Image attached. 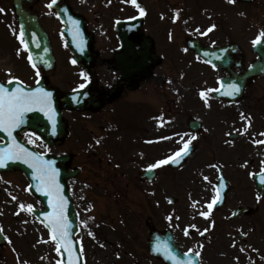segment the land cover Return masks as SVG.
I'll return each mask as SVG.
<instances>
[{"label": "flooded vegetation", "instance_id": "af4514ba", "mask_svg": "<svg viewBox=\"0 0 264 264\" xmlns=\"http://www.w3.org/2000/svg\"><path fill=\"white\" fill-rule=\"evenodd\" d=\"M51 2L52 0H18L22 10V25L25 26L28 34L29 49L48 48L56 67L52 70L39 68L40 75L37 76L36 70L32 68L27 58L29 50L24 51L17 37L12 33L13 28L18 32L20 26L14 0H0V8L5 10L0 13V82L4 84L8 82L9 76L6 70L11 69V75L18 77V81L26 82L27 85H33L39 77L61 91L78 89L81 84H85L89 108L85 111H62L67 132L60 145L51 148L56 154H59L60 148L77 141L76 125L86 130L83 138L85 144L100 145L104 138L102 124L107 109L114 108L120 119L129 120L130 113L134 109L138 110L141 103L150 108L155 101L154 95L149 94L147 86L153 92L155 87L149 85V81L155 77L157 65L185 64L192 68L197 66L210 68L214 70L213 73L201 75L206 79L199 82V88L193 85V91L199 93L203 89L216 88L219 79L228 74L224 70L217 71L211 68L205 58L200 57V48L216 49L209 59L217 64L232 67L236 62L235 44L239 43L236 41L237 29L242 31L247 27L241 23L237 26L238 14L247 15L249 5L258 2L264 24V0H252L250 3L236 1L234 4L228 3L227 0H137L146 9L144 16H140L138 9L125 0H110V2L109 0H56V3L48 8L47 5ZM177 11L180 14L179 19L173 22ZM162 14L163 18H161ZM129 22L133 23L127 25ZM212 24H215L216 28L206 36L195 31L199 28L204 32ZM32 32L38 37L39 47L31 43ZM238 34L242 38L240 46L242 45L243 62L251 61L253 55L246 47L251 32ZM243 42H247L245 46ZM220 48L227 51H221ZM17 49H21L19 56ZM216 56H221L222 59H216ZM73 60L76 62L73 63ZM131 64H137L133 69L137 74L142 72V79L135 88L123 86L124 81H129L130 68L122 66ZM81 73L86 74L88 79L85 80ZM141 87L144 94L139 93ZM112 88L116 89L117 97L107 98L104 93ZM92 107L96 108L92 109ZM239 109L248 112L252 110L255 114L252 119L254 123H259L264 115V107L257 105L241 106ZM228 111L233 114L232 110ZM203 115L198 99L185 100V105L178 114L183 119V125L178 126V129H182L173 133V128L169 127L165 132V137H170L165 139L167 146L176 139L182 147L180 137L184 136L187 139L188 136L185 134L198 137L192 143L194 152L183 168L192 157H199L203 131H194L188 124L192 119L203 121ZM83 120L86 121V126ZM227 122L234 125L232 118ZM236 134L237 139L242 136L239 132ZM22 137L25 140L37 139L42 147H47L37 135L26 133ZM63 151L72 153L71 167L82 166L77 164L74 152L67 149ZM231 156H223L226 165L215 164L213 176L208 179L205 191L172 183L170 178L175 175L173 172L181 170L182 167L166 170L165 178L161 183L167 191L171 190L176 194L171 197L173 202L168 203L165 209L167 228L174 233L182 251L189 252V249H193L200 252L199 264H264V192H260L264 190L257 187L253 179L254 175L262 172V167L261 165L255 167L257 165L255 164L248 169L236 170L235 172L240 174V183L235 187L234 176H231V172L226 169L231 166L227 163ZM254 161L253 158L247 159L246 164L250 165ZM147 165L150 164L139 167L137 177L139 183L145 184L144 187H148L149 193L154 194L160 178L147 182L142 176ZM83 171L82 169L81 174ZM219 172L227 178L229 189L222 204L216 203L210 217L205 219L199 215V212L207 211V203L216 196L214 185ZM160 190L164 191V189ZM195 202L198 203L193 207ZM237 206H244L245 209L236 214ZM169 215L173 217L171 221L167 219ZM185 222L189 225L183 226ZM193 224L196 225L195 229L189 227ZM186 227H189L187 236L184 235ZM150 228L153 227L150 225ZM205 229L208 231L201 235L200 233ZM242 248L244 251H241Z\"/></svg>", "mask_w": 264, "mask_h": 264}, {"label": "rangeland", "instance_id": "374dc122", "mask_svg": "<svg viewBox=\"0 0 264 264\" xmlns=\"http://www.w3.org/2000/svg\"><path fill=\"white\" fill-rule=\"evenodd\" d=\"M258 4V2L253 3L250 7L251 20L261 25L263 15L254 14V11L259 9ZM249 17L247 22H250ZM243 21L248 27L242 31L237 29L236 41H239V44H242V38L238 33L255 30L249 27L252 25L246 22V18L243 17ZM195 74L196 78L192 77ZM210 74V71L199 66L194 68L190 65L156 67L155 77L149 81V85L155 86V105L149 108V112H143L147 106L140 102L143 105L140 104L138 110L134 109L130 113L132 118L128 121L120 119L116 109H107L102 124L104 138L99 146L85 144L83 138H85L86 130L76 125L77 141L59 149L74 152L77 164L82 165L84 170L81 176L83 179L79 178L82 181L75 179L70 184L73 199L81 217L79 238L83 244L84 264H160L151 259L146 249L148 236L146 221L155 228L166 227L168 222L165 219V209L168 205L165 198L170 195L176 196V194L171 190L167 191L163 183L161 186L156 185L154 194L149 193L148 187L139 183L137 171L139 167L166 158V153L171 149L176 150L179 141L175 139L171 142L172 146H167L161 139L166 132L165 126L167 124V128H173V133L175 130L182 129H178V126L182 127L183 119L177 117L176 112L180 111L185 104L179 99L196 101L195 92L192 90L193 85L199 87V82L206 79L201 75ZM147 88L150 94L152 90L148 86ZM253 94L258 98H255ZM208 105L209 107L202 106L205 129L201 136L203 143L199 157H192L184 168L174 171L175 175H172L170 179L174 184L205 191L207 180L204 177L207 176L209 179L213 170L206 164L212 165L218 161L226 164L223 156L232 155L227 162L231 166L226 169L231 172V176H234L236 187L240 183V174L235 172L236 170L249 168L255 164H257L255 167H259L261 161H264V144L253 143V140H262L259 131L264 125V115L259 123L252 121L251 127L242 134L240 139L235 141L225 139L226 142L223 144V134L239 132L236 130H242L246 126V122L239 119L243 112H240L238 107L254 105L264 107V81H259L253 86L241 103L231 106L233 114L224 112L228 106L219 105L216 102ZM168 109L171 111L170 123H167L166 117ZM137 111L142 114L139 112L137 115ZM188 112L192 113L190 110ZM249 112L255 115L252 110ZM226 114L228 117H225ZM244 114L250 115L253 119L252 114ZM227 118H232L234 125L222 124L221 121ZM83 121L86 126V121ZM154 139L155 142H153ZM144 141H147L146 144L150 146L144 145ZM32 143L39 150V145L35 141ZM92 154H94L93 157L90 156ZM248 158H253L255 161L246 165L245 161ZM95 159H100L101 162L99 168L97 167L98 176L94 168L93 173H90V166H94L91 163ZM262 167L264 168V165ZM159 168L162 170L160 172V182H162L166 170L163 169L164 166ZM84 181L92 187L83 184ZM27 185L26 179L19 172L0 175V213H2L0 225L3 226V233L6 235L8 244L0 251L2 252L0 264H57L61 254L55 251L56 245L53 242H43L49 241L50 234L47 229L31 213L21 211L19 215L15 214L20 203L31 204L34 208L41 207L40 202L28 192ZM87 187H89L88 190H86ZM160 189H164L165 193ZM9 193L16 196L17 200H12ZM182 225L186 226L189 223L185 222ZM90 232L94 235H89Z\"/></svg>", "mask_w": 264, "mask_h": 264}, {"label": "snow or ice", "instance_id": "6c2138e0", "mask_svg": "<svg viewBox=\"0 0 264 264\" xmlns=\"http://www.w3.org/2000/svg\"><path fill=\"white\" fill-rule=\"evenodd\" d=\"M110 2V0H109ZM125 2L131 3L134 7H136L139 11L140 16L146 15V9L137 2V0H125ZM228 3L234 4L236 0H227ZM56 3V0H52L51 3L47 5L48 8H51L53 4ZM5 10L0 8V13H3ZM179 11L174 14L173 22L179 19ZM240 15H244V13H240ZM163 18V14L161 16ZM11 28V26H9ZM216 28L215 24L209 26L204 32H201L199 28H196L195 31L200 33V35H208ZM13 35L17 37L19 44L22 46L24 51L29 50V40L28 34L26 32V28L24 25L19 26V31L16 29H12ZM78 34V33H77ZM169 38L171 39V33L169 34ZM31 43L35 44L36 47H39L38 37L35 32L31 33ZM254 47L264 48V29H261L256 38L252 41ZM187 51V49H185ZM223 51H227L224 49ZM21 49H17V55L19 56ZM28 60L31 63L33 69L36 70V75H40L39 68L36 63L33 61V57L31 54L28 55ZM216 59H222L221 56H216ZM73 63L76 61L73 60ZM215 67V64L212 65ZM6 74L9 76L8 84H13L18 80V77H14L11 75V69L6 70ZM85 80L88 79L86 74L81 73ZM20 85L23 84L22 81L19 82ZM171 83V81H170ZM80 88H84L85 84H81ZM230 91L224 93L228 96L236 95L240 92L239 84H231ZM214 91L213 89L202 90L199 94L201 98L207 104L209 99V93ZM215 91H219V89H215ZM52 110V94L51 92L46 91L43 88H36L33 90H26L22 86H16L12 89H9L5 86L3 82H0V131L7 134V137L10 138V142L6 144L4 147H0V167L6 166L8 161H23L25 164L29 165L32 169H34V177L37 181L36 191L43 192L46 196L49 197L48 205L52 209L50 212L44 213V219L41 221L46 228L49 229V241H43L44 243L53 242L56 247L55 251L58 254H62V249L67 253V264H78L79 262V254H74L73 241L71 240V234L69 231L70 223L68 220L66 213V208L68 206V200L63 192V185L59 183L57 180L58 169L54 167V161L45 159V156L42 153H37L34 151H30L26 148L22 143H19L16 140L14 130L20 128V126L25 122V116L27 113L32 111H40L49 113ZM51 119V116H49ZM162 119V118H158ZM241 119L246 121V126L242 130L239 131L240 134H244L248 131L252 124V118L250 115L246 116L244 113H241ZM53 131H55V122L53 121ZM188 136L187 139L184 136L180 137V142L182 147L174 152L172 155L157 160L155 163L150 164L147 168V171H152L159 167L168 165V164H178L182 161L186 156H188L192 150L191 146L193 141L197 140L196 135L185 134ZM260 136H264V132L259 134ZM161 139H170V137H162ZM151 142V141H149ZM29 143H32L29 140ZM99 143V140L97 141ZM255 144H264V140H253ZM261 164L264 165V161H261ZM210 167H216V165H210ZM205 180H208V177H204ZM260 182L264 184V168H262L261 172V180ZM220 187H223L221 184ZM31 190V186L29 189ZM12 200H17V197L9 193ZM260 198L259 195L257 197ZM220 194L217 191L216 196H214L211 202L207 203V211H200L199 215L204 217L205 219L209 218L213 209V206L219 201ZM172 201L169 200V203ZM195 202L193 207L196 206ZM28 212L34 213V207L31 204L25 205L24 203H20L18 206V211L15 213L19 215L20 212ZM2 214V213H0ZM179 219V217H176ZM169 221L173 219L171 215L167 217ZM86 226V225H85ZM190 228L195 229L196 225H190ZM189 227L184 229V235H189ZM4 231L3 226L0 225V234ZM208 229H205L204 232H201V235H204ZM89 235H94L93 233H89ZM9 242H11L9 240ZM235 247V244H233ZM200 248H203V245H200ZM83 249L81 247L80 252L82 253ZM157 252H161L166 259L173 261V264H194V261L191 257L188 260H181L170 247L167 245L164 246L163 249L157 247ZM241 251H244L242 248ZM189 253H192L195 257L200 256L199 251H194L193 249H189ZM185 255H188L186 253ZM238 259V258H237ZM57 264H61L60 261H57Z\"/></svg>", "mask_w": 264, "mask_h": 264}, {"label": "water", "instance_id": "95a60500", "mask_svg": "<svg viewBox=\"0 0 264 264\" xmlns=\"http://www.w3.org/2000/svg\"><path fill=\"white\" fill-rule=\"evenodd\" d=\"M254 51L257 53L258 58L257 60L247 69L246 71H243L241 74L237 75L234 74L232 76L233 81H235L237 84L240 85V88H243L247 83L250 82L252 78L255 76H264V48L261 47H254ZM14 88V87H13ZM36 88H43L48 92H51L52 94V100L54 99V102L52 103V110L49 113L53 112L54 107V113L60 112V108H76V109H82L85 108V99H83V91H73L72 93H66L60 97V99L57 98L56 92H52L50 89L46 88L45 82H39L38 85L34 88H25L26 90H33ZM39 111H32L26 114L25 116V122L20 126V128L14 130V135L17 138L18 131H24V130H31L34 132L41 131L39 128V118L41 117L39 114ZM43 115H47L48 113L42 112ZM42 129L44 132L47 131L48 125L45 120H43ZM60 135H62V128L58 127ZM49 143L52 141L49 140ZM21 143V142H19ZM24 145V144H23ZM6 145H0V147H4ZM26 148H28L30 151H34L31 147L24 145ZM35 152V151H34ZM45 159L54 161V167L58 169V175L57 180L61 185H63V192L65 197L68 200V206L66 208V215L68 217L69 223H70V234H71V240L73 241V247H74V254H79V262L78 264H81V257L79 253V248L77 245V242L74 240V235L76 232V219L75 214L72 209V204L69 196V191L67 188V180L74 176L75 172H71L67 170V160L65 157H52L48 155H44ZM182 161H180L181 163ZM178 163V164H180ZM174 164V165H178ZM12 170H20L29 180L31 186V192L37 196L43 203L44 209L43 210H34V214L38 219L43 221L44 219V213L50 212L52 209L48 205L49 197L46 196L43 192L36 191L37 181L34 177V169L29 167V165L25 164L23 161H8L6 163V166L0 167L1 171H12ZM147 176L152 177L153 172L149 171L147 173ZM42 223V222H41ZM0 242H2V237L0 234ZM167 245L172 249V251L181 259V260H188L189 257H191L194 261V264H197V260L191 256H185L180 254L179 249L177 245L175 244L172 236L168 232H156L151 235L150 241H149V250L150 252L159 258H161L164 262L167 264H173V261L166 259L164 255L161 252H157L156 249L159 247L160 249H163L164 246ZM62 262L63 264H67V253L64 252L62 249Z\"/></svg>", "mask_w": 264, "mask_h": 264}]
</instances>
